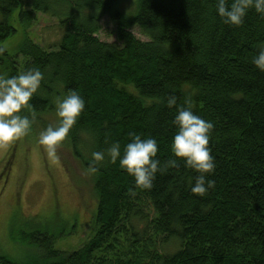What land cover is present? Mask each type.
Instances as JSON below:
<instances>
[{
    "label": "trees",
    "instance_id": "16d2710c",
    "mask_svg": "<svg viewBox=\"0 0 264 264\" xmlns=\"http://www.w3.org/2000/svg\"><path fill=\"white\" fill-rule=\"evenodd\" d=\"M123 1L0 0V74H44L32 108L21 110L35 111L30 133L57 124L56 96L74 89L85 100L64 144L93 182L89 237L66 251L53 244L63 229L29 234L47 254L30 264H264V72L251 62L264 46V16L250 8L237 27L217 14V0ZM116 5L134 9L124 16ZM40 15L57 23L56 41L30 30ZM105 16L116 42L98 37ZM187 102L214 125V186L203 196L190 190L199 173L170 151L177 106ZM130 132L158 142L162 171L151 189L107 156L88 171L94 151L119 142L122 155ZM0 264L18 263L0 255Z\"/></svg>",
    "mask_w": 264,
    "mask_h": 264
},
{
    "label": "rangeland",
    "instance_id": "374dc122",
    "mask_svg": "<svg viewBox=\"0 0 264 264\" xmlns=\"http://www.w3.org/2000/svg\"><path fill=\"white\" fill-rule=\"evenodd\" d=\"M129 2L135 0H124L121 5L124 8ZM119 7L124 16L134 9ZM114 29L105 16L99 39L116 42ZM30 30L42 35L47 43L56 41L60 35L57 23L44 15H40ZM129 30L136 38L146 39L137 26ZM53 123L54 120L43 129L36 128L37 136L29 133L8 149L0 150V255L18 264L46 259L44 248L38 247L29 234L35 233L39 238L44 232L58 234L63 229L61 237L56 236L54 247L72 251L89 237L91 230L87 222L96 207L91 176L65 148V141L57 146V159L37 143L39 133Z\"/></svg>",
    "mask_w": 264,
    "mask_h": 264
},
{
    "label": "clouds",
    "instance_id": "9594fccd",
    "mask_svg": "<svg viewBox=\"0 0 264 264\" xmlns=\"http://www.w3.org/2000/svg\"><path fill=\"white\" fill-rule=\"evenodd\" d=\"M250 8L264 16V0H233L231 5L227 4V0H217L216 11L224 23L239 27L244 23ZM251 62L264 72V46L259 48ZM43 78L44 74L39 68L21 71L13 76L0 74V150L8 149L14 142L31 132L35 111H31L29 118L28 115H22L21 110L32 108L30 100ZM166 104L170 108L176 106V97L169 96ZM54 105L57 124L42 130L37 143L46 147L50 157L57 159V146L68 137L85 108V100L78 91L70 89L67 94L56 96ZM173 123L177 131L172 137L170 151L174 157L182 158L187 167L199 173L190 190L203 196L214 186V181L207 178L215 169L214 157L208 146L214 125L195 114L190 102H187V106H177ZM129 136L131 140L124 146L122 155L119 142L112 143L106 151L92 152L88 171H98L97 165L107 156L111 163L119 160L121 168L134 178L136 187L151 189L156 173L162 171L160 161L156 158L158 142L154 137L142 138L134 132H130ZM176 164L177 159H171L166 162L165 167H175Z\"/></svg>",
    "mask_w": 264,
    "mask_h": 264
}]
</instances>
